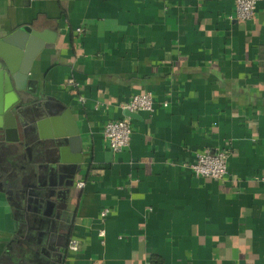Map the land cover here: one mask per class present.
Returning <instances> with one entry per match:
<instances>
[{
    "label": "crops",
    "instance_id": "0c3cea01",
    "mask_svg": "<svg viewBox=\"0 0 264 264\" xmlns=\"http://www.w3.org/2000/svg\"><path fill=\"white\" fill-rule=\"evenodd\" d=\"M235 2L0 0V264H264V0L251 20ZM24 26L42 47L18 90L26 50L4 40ZM143 92L153 111L123 107ZM117 119L119 151L103 134ZM57 141L70 173L41 181L37 143ZM206 148L230 152L224 179L188 166ZM37 183L56 227L23 195Z\"/></svg>",
    "mask_w": 264,
    "mask_h": 264
},
{
    "label": "water",
    "instance_id": "95a60500",
    "mask_svg": "<svg viewBox=\"0 0 264 264\" xmlns=\"http://www.w3.org/2000/svg\"><path fill=\"white\" fill-rule=\"evenodd\" d=\"M38 38H41V35L38 32L32 31L30 27L24 26L22 28L17 29L14 33H12L9 37L5 38V42L9 44H15L21 48H25L26 56L23 65L13 73V78L16 83V88L18 90H25L28 74L30 72L33 60L39 54L42 47V41L39 43ZM28 97L25 93H20L17 95L16 102L19 103L17 106V110L22 115L23 106L26 103H29ZM12 112V111H11ZM34 135V129L24 128L23 137L27 140L30 136ZM71 149L77 153L78 155H82L83 145L81 142V137L78 134L72 135L69 139ZM59 149L62 153L66 146L63 141H57L54 143L41 144L37 143L36 152L37 155L35 157V161H37V165H33L31 163L30 169H35L36 167L39 170V178L41 181L52 182V181H63V179L70 173L67 167L60 166L57 164L55 160H53L55 150ZM51 156V157H50ZM43 161L49 162L50 165L41 166ZM34 163V161H33ZM44 167V170L43 168ZM37 175V172L35 176ZM23 195L26 196L28 202L31 205H35V212H42L43 222L47 224L49 227H56L57 221L53 219L50 211L54 209V203L52 201V196L49 192L44 190V186L41 183L33 184L32 187L26 189L23 192ZM51 215V216H50Z\"/></svg>",
    "mask_w": 264,
    "mask_h": 264
},
{
    "label": "built area",
    "instance_id": "2783aa9c",
    "mask_svg": "<svg viewBox=\"0 0 264 264\" xmlns=\"http://www.w3.org/2000/svg\"><path fill=\"white\" fill-rule=\"evenodd\" d=\"M259 0H236L234 11L230 14L233 20H251L256 16V8ZM78 32H82L83 28H77ZM68 84L76 86L73 78H69ZM165 105H167L165 103ZM131 112L147 111L151 112L155 107V98L152 92L138 93L123 106ZM104 137L111 149L119 151L129 146L132 137V124L128 119L110 120L104 125ZM229 156L230 152L225 149L214 150L206 148L197 152L195 160L188 166L197 176H203L214 180H222L229 172ZM79 188L85 186V181L81 180L77 183ZM109 214L108 209L101 212L102 216ZM101 236L105 234L102 231ZM104 242V241H103ZM69 248L73 251L80 249L79 240L72 238L69 242Z\"/></svg>",
    "mask_w": 264,
    "mask_h": 264
}]
</instances>
